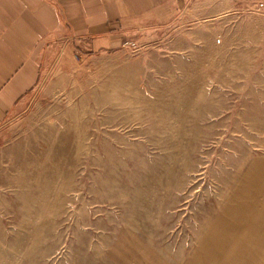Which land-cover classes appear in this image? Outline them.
Instances as JSON below:
<instances>
[{
	"label": "rangeland",
	"instance_id": "1",
	"mask_svg": "<svg viewBox=\"0 0 264 264\" xmlns=\"http://www.w3.org/2000/svg\"><path fill=\"white\" fill-rule=\"evenodd\" d=\"M260 4L58 46L0 127V264H264Z\"/></svg>",
	"mask_w": 264,
	"mask_h": 264
},
{
	"label": "crops",
	"instance_id": "2",
	"mask_svg": "<svg viewBox=\"0 0 264 264\" xmlns=\"http://www.w3.org/2000/svg\"><path fill=\"white\" fill-rule=\"evenodd\" d=\"M193 1L0 0V127L28 110L58 46L114 49L130 34L173 22Z\"/></svg>",
	"mask_w": 264,
	"mask_h": 264
},
{
	"label": "bare ground",
	"instance_id": "3",
	"mask_svg": "<svg viewBox=\"0 0 264 264\" xmlns=\"http://www.w3.org/2000/svg\"><path fill=\"white\" fill-rule=\"evenodd\" d=\"M249 239V238H248ZM211 241V240H210ZM214 241V240H213ZM214 243V242H213ZM221 243H223V242H221ZM215 244V243H214ZM209 245V244H208ZM219 246V245H218ZM203 248V247H202ZM207 248V247H206ZM203 249H205V248H203ZM206 250V249H205ZM208 252V251H207ZM220 252V251H219ZM209 255V254H208ZM212 257H213V254L211 255ZM209 257V256H208ZM207 258V257H206ZM214 261V260H213ZM233 263V262H232Z\"/></svg>",
	"mask_w": 264,
	"mask_h": 264
},
{
	"label": "built area",
	"instance_id": "4",
	"mask_svg": "<svg viewBox=\"0 0 264 264\" xmlns=\"http://www.w3.org/2000/svg\"><path fill=\"white\" fill-rule=\"evenodd\" d=\"M259 6H260V8L264 7V5H262V4H260Z\"/></svg>",
	"mask_w": 264,
	"mask_h": 264
}]
</instances>
